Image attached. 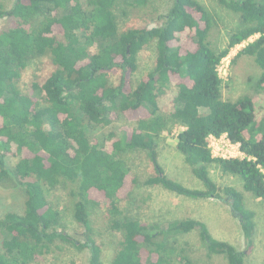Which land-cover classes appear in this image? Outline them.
<instances>
[{"label": "trees", "instance_id": "obj_1", "mask_svg": "<svg viewBox=\"0 0 264 264\" xmlns=\"http://www.w3.org/2000/svg\"><path fill=\"white\" fill-rule=\"evenodd\" d=\"M216 1L238 15L223 48L210 41L215 15L198 0H172L160 24L124 30L117 24L119 0H13L9 8L0 1V18L6 20L0 31V185L12 182L24 192L22 209L0 218V231L6 233L0 264H45L57 241L88 249L89 264H103L88 214L96 196L112 216L109 226L120 234L110 264H195L176 238L191 231H197L208 256L247 264L254 212L244 205L242 192L217 186L208 166L237 176L264 212V0ZM122 2L132 6L147 0ZM254 34L236 56H252L260 68L255 90L223 99L218 65ZM151 42L154 67L134 85L138 54ZM40 56L49 58L52 70L41 83L20 87L22 72ZM113 71H119L116 81ZM170 87L171 106L163 110L160 100ZM121 119L131 125L109 131L102 140L92 133ZM176 123L183 127L176 148L201 188L168 177L159 163L158 139ZM223 134L244 157L212 155L210 136ZM132 150L144 151L153 169L143 184L191 198L225 199L239 219L244 248L215 238L195 218L161 227L126 213L120 202L130 199L138 179L119 154ZM58 185L67 188L82 240L65 230L60 210L48 200V189Z\"/></svg>", "mask_w": 264, "mask_h": 264}, {"label": "rangeland", "instance_id": "obj_2", "mask_svg": "<svg viewBox=\"0 0 264 264\" xmlns=\"http://www.w3.org/2000/svg\"><path fill=\"white\" fill-rule=\"evenodd\" d=\"M6 8L12 5L13 0H0ZM215 15L216 25L211 30L209 39L219 48L227 43L229 33L238 24V15L220 5L216 0H198ZM172 4V0H147L146 4L127 6L119 0L116 9V18L119 30L129 27H151L161 22L160 15L165 14ZM6 25V20L0 18V31ZM258 36L254 34L247 40L233 46L219 65L218 72L222 79L221 94L223 99L233 100L243 94H252L255 84L260 76V68L252 56L242 54L236 56L248 42ZM155 47L151 42L142 49L137 58L138 67L131 76L135 85L141 78L152 70L155 63ZM52 70V65L47 56H40L32 59L22 72L20 87L26 88L30 81L36 80L39 83ZM113 81L117 80L119 71L110 73ZM173 87H170L164 95L160 104L162 109H169ZM132 113L128 120L134 118ZM126 119L113 121L107 126H97L92 133L100 140L107 136L109 131L120 132L131 125ZM183 129L179 124H174L169 130L162 132L158 139V160L162 165L165 174L178 180L186 186L201 188V181L193 174L191 167L184 161L183 155L176 148L177 134ZM227 138L224 136L211 145L212 153L224 158L231 157L238 153V146L232 144L230 154L225 151ZM230 143V142H229ZM110 144V141L107 142ZM110 148V146H109ZM130 169V172L137 176L138 183L133 187L130 199L120 202V206L130 215L136 216L147 224H159L165 226L171 220L182 218H195L203 221L210 233L217 239L225 240L233 244L237 249L244 248L242 231L239 219L231 213L230 207L225 199L219 198H191L171 192L160 185H145L142 181L153 174V169L142 150L123 151L119 154ZM231 155V156H230ZM8 164L12 165L14 159L7 158ZM210 176L217 186H232L243 193L244 205L254 212L256 230L254 235V246L245 257L247 264H264V212L263 206L258 198H254L250 192L245 191L241 180L234 175L221 173L215 165L208 166ZM11 182V181H9ZM12 185V186H11ZM223 195V194H222ZM47 196L50 204L60 210L62 223L65 230L77 240H82V227L79 226L71 215V200L67 195V188L63 185L48 189ZM224 197V196H223ZM24 192L20 186L11 182L7 187L0 185V218L7 211H20ZM97 204L88 207V214L93 227V234L101 247L103 264H110L112 257L118 247L120 234L109 226L112 216L107 211L104 201L96 196ZM6 237L5 232L0 231L1 240ZM180 247H183L195 264H227L222 255L208 256L206 248L201 241L197 231L180 234L177 237ZM88 249H77L74 246L57 241L51 253L45 255V264H89Z\"/></svg>", "mask_w": 264, "mask_h": 264}, {"label": "built area", "instance_id": "obj_3", "mask_svg": "<svg viewBox=\"0 0 264 264\" xmlns=\"http://www.w3.org/2000/svg\"><path fill=\"white\" fill-rule=\"evenodd\" d=\"M226 137L227 138V136L225 135V134H223V135H221V136H219V137H215V136H210V138H209V143H208V146H209V148H210V150H211V153H212V147H211V145H212V142L213 141H217V140H219V139H221L222 137ZM227 143H226V148H225V151L226 152H228L229 154H230V147H232L233 145H231V141L227 138ZM230 142V143H229ZM232 144H236V143H233L232 142ZM237 145V144H236ZM238 146V145H237ZM212 155H213V153H212ZM213 156H215V157H222V156H216V155H213ZM231 156V155H230ZM231 157H244V155H243V153L239 150V148H238V153L235 155H232ZM224 158V157H223ZM227 158V157H226Z\"/></svg>", "mask_w": 264, "mask_h": 264}]
</instances>
